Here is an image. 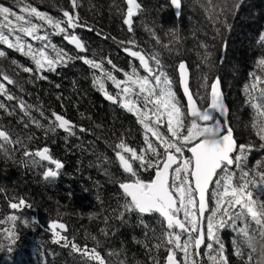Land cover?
<instances>
[{"label":"trees","instance_id":"1","mask_svg":"<svg viewBox=\"0 0 264 264\" xmlns=\"http://www.w3.org/2000/svg\"><path fill=\"white\" fill-rule=\"evenodd\" d=\"M25 2L57 19H63L64 10L72 11L70 0ZM138 2L142 9L133 18L134 31L129 33L123 24L127 9L125 0H78L80 7L76 11L81 22L94 29L91 32L86 28L75 30L89 49L88 58L98 62L104 60L105 67L111 70L106 63L110 58L125 71L131 72L135 66L141 75H147L139 61L127 54L125 47L139 50L146 56L158 54L165 71L176 81L173 87L182 104L176 74L179 63L188 65L190 89L194 94L206 93L201 86L203 76L208 77L209 84L219 77L229 109L228 121L238 144L258 145L260 141L251 127L254 110L249 104L248 90L256 83V90L251 91V95L258 97L259 89L264 88V67L259 64L264 59V0H182L181 18L178 20L168 0ZM0 4L13 6L14 0H0ZM14 10L18 11L19 7ZM223 21L227 22V27ZM98 32L102 35H97ZM25 39L34 47L38 46L37 42ZM129 40H134L135 46L120 43ZM52 41L70 54H77L62 36H54ZM0 51L6 54L5 58H0V73H6L17 81L15 85H6L10 92L35 109L42 108L45 114L41 117L39 110L31 112L44 126L37 128L20 112L16 100L9 102L0 97V102L5 103L9 110H15L11 116L0 110V130L9 131L14 139L24 140V146L30 151L49 147L51 155L63 164L57 179L45 181L42 173L47 162H43L45 167L26 163L30 158L23 156L20 145H6L7 152L0 150V220L5 221L0 223V245H3L0 264H81V258L71 254L70 249L51 242L47 225L53 220L65 223L69 229L67 235L81 246H95L96 242L91 240L95 235L103 245L99 250L111 264H120L121 261L124 264H152L154 255L163 259L166 256L163 250L150 253L144 247L151 237H145L146 229L138 223L135 215L128 217L126 224L116 218L122 210V192L116 181L126 179L129 174L123 173L116 159L119 150L115 145L123 139L130 147L139 149L144 146L143 128L137 118L105 99L98 86L92 83L93 74L99 75V70L91 69L82 61L59 67L56 73H43L48 79L39 80L11 63L15 60L19 65L34 68L28 57L2 44ZM205 55L210 57L207 63L203 59ZM149 63L154 65L152 60ZM114 74L123 78L122 73ZM106 88L111 93L116 92L110 81ZM52 111L64 115L76 125L75 136L62 129L45 131L54 122ZM25 123L28 127L24 126ZM80 127L86 131L80 132ZM29 135L33 137L31 141L27 139ZM185 155L189 156L187 152ZM258 162H261L259 168ZM245 167L253 175L256 171H264V149H254ZM235 171L238 180L239 171ZM153 177L151 171L142 172L145 180ZM19 198L33 207L11 210L8 204ZM260 198L264 200V195ZM8 215L20 216L15 225L20 239L15 245L6 238L5 229L12 227L6 219ZM145 220L153 224V217L146 216ZM101 229L108 231L109 236H103ZM251 231L255 236V253L244 244L238 232L225 229L221 233L231 264H246L249 254L252 255L251 264H264V240H261L254 223ZM233 240L241 244L243 260L235 257ZM155 243L151 240L149 247ZM108 252L114 255L108 257Z\"/></svg>","mask_w":264,"mask_h":264},{"label":"snow or ice","instance_id":"2","mask_svg":"<svg viewBox=\"0 0 264 264\" xmlns=\"http://www.w3.org/2000/svg\"><path fill=\"white\" fill-rule=\"evenodd\" d=\"M70 3L72 11L64 10L63 19L54 18L25 0H14L13 6L0 4V44L32 61L34 68L19 65L15 60L11 63L22 72L31 74L34 79L46 80L48 77L43 73H56L59 67H67L77 60L93 70H99V75L93 74V85L98 86L106 100L132 113L142 125L143 147H130L123 139L115 145L119 150L116 159L123 173L129 174L126 179L116 181L122 190V210L116 218L126 224L128 217L135 215L138 223L146 229L145 237H151L149 244L151 240L156 241L152 247L149 244L144 247L150 253L161 250L166 253L163 259L154 255L152 264H205V258L207 264H231L221 238L225 229L238 232L244 244L255 253V236L251 231L253 223L261 240H264V200L260 198L264 195V171H256L253 175L245 166L254 149H264V88L259 89L258 97L251 95V91L256 90V83L248 90L249 104L254 110L251 127L260 143L238 144L230 122L217 119L214 115L218 113L226 117L229 112L219 77L209 84L208 77L203 76L201 86L206 93L194 94L189 85V69L184 62L179 63L178 84L187 101L182 104L173 87L176 81L165 71L158 54L146 56L139 50L125 47L127 54L139 61L147 75H141L135 66L131 72L125 71L110 58L106 61L111 66L109 70L104 60L98 62L88 58L89 49L75 30L86 28L91 32L94 29L81 22L76 11L80 7L78 0H70ZM125 3L127 9L123 24L132 33L133 18L142 5L138 0H125ZM170 4L177 10L183 6L182 0H170ZM16 6L19 7L18 11L14 10ZM223 23L227 27V22ZM97 35L102 33L98 32ZM54 36H62L67 44L74 45L77 54H70L53 43ZM25 38L37 42L38 46L34 47ZM120 43L135 46L134 40ZM5 56V52L0 51V58ZM203 59L207 63L210 57L205 55ZM150 60L154 61V65H150ZM259 64L264 67V59ZM114 72L122 73L123 78H118ZM109 81L115 87V93L107 90L106 83ZM15 84L16 80L6 73H0V97L9 102L16 100L20 112L37 128H43L39 120L31 115L33 110H39L40 116L44 117L43 109H35L12 94L6 85ZM0 110L10 116L15 112L3 102H0ZM51 116L54 122L50 123L46 132L62 129L71 136L76 135V125L64 115L52 111ZM24 126L28 127V124ZM79 131L85 132L86 129L80 127ZM27 139L31 141L33 137L29 135ZM6 145L22 146L23 156L30 158L26 163L35 167H45L43 162H47L42 173L45 181L55 180L60 175L63 164L51 155L49 147L30 151L24 146V140L19 137L14 139L9 131L0 130V150L7 152ZM186 152L191 156H186ZM125 153L128 155L125 156ZM260 166L261 162H258L257 168ZM233 169L239 171L238 180L237 171ZM146 171L153 172L154 177L143 179L142 172ZM8 207L13 211H22L33 205L19 198L10 202ZM146 216L153 217V224L145 220ZM6 219L12 223L11 228L5 229L6 238L11 245H15L20 239L15 229L20 216L8 215ZM4 222L0 220V223ZM24 223L27 224V221ZM47 230L51 234V242L70 249L71 254L81 258V264H111L99 250L103 245L95 235L91 236V240L96 242L95 246L88 247L87 244L81 246L67 235L69 229L63 222L53 220L47 225ZM100 232L105 237L109 236L105 229ZM232 244L235 246V257L243 260L241 244L235 240ZM2 250L3 245H0ZM8 251L11 252L12 248L9 247ZM112 255L113 252L107 253L108 257ZM251 262L252 255L249 254L246 264ZM120 264H124V261Z\"/></svg>","mask_w":264,"mask_h":264},{"label":"water","instance_id":"3","mask_svg":"<svg viewBox=\"0 0 264 264\" xmlns=\"http://www.w3.org/2000/svg\"><path fill=\"white\" fill-rule=\"evenodd\" d=\"M168 3H169L170 9H171V11H172V13H173L175 19H177V20L180 19V18H181V10H182V8L179 9V10H177V9H175L174 7L171 6V4H170V0H168ZM177 13H179V14H177ZM68 46L71 47L72 49H75V48H74V45H69V44H68ZM184 63H185L186 66L188 67L187 63H186V62H184ZM178 66H179V64H178ZM178 66H177V68H176L177 82L179 81V68H178ZM188 75H189V85H190V72L188 73ZM178 89H179L180 97H181V99H182V101H183V104H186V103H187L186 98L184 97L182 87H180L179 84H178ZM221 89H222V86H221ZM222 92H223V91H222ZM224 100H225V98H224ZM225 104H226V102H225ZM226 106H227V105H226ZM214 115L217 116V117H219L221 120H224V119H227V120H228L229 112H228V114H227L226 117H221L218 113H215ZM188 154H189V157H190V156H191V153H188ZM120 190H121V189H120ZM121 192H122V190H121Z\"/></svg>","mask_w":264,"mask_h":264},{"label":"rangeland","instance_id":"4","mask_svg":"<svg viewBox=\"0 0 264 264\" xmlns=\"http://www.w3.org/2000/svg\"><path fill=\"white\" fill-rule=\"evenodd\" d=\"M230 41H231V39H230ZM177 86H178V83H177ZM179 90V89H178ZM179 95H180V93H179ZM217 119H219L218 117H216Z\"/></svg>","mask_w":264,"mask_h":264}]
</instances>
